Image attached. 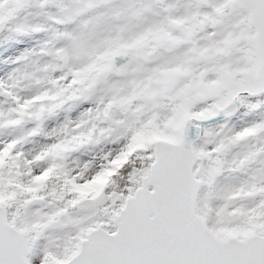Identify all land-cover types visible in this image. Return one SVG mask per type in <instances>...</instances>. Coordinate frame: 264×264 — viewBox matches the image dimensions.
<instances>
[{"label":"snow or ice","instance_id":"1","mask_svg":"<svg viewBox=\"0 0 264 264\" xmlns=\"http://www.w3.org/2000/svg\"><path fill=\"white\" fill-rule=\"evenodd\" d=\"M0 264H264V0H0Z\"/></svg>","mask_w":264,"mask_h":264}]
</instances>
